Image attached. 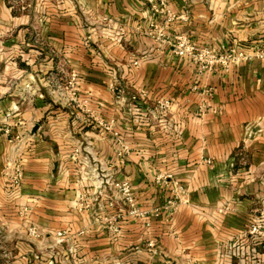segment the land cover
Masks as SVG:
<instances>
[{
  "label": "crops",
  "instance_id": "1",
  "mask_svg": "<svg viewBox=\"0 0 264 264\" xmlns=\"http://www.w3.org/2000/svg\"><path fill=\"white\" fill-rule=\"evenodd\" d=\"M6 1L0 0L6 70L0 116L20 140L0 137V226L65 229L64 243H76L88 260L113 254L131 264H237L229 244L264 211V60L198 74L145 33L150 22L165 20L151 9L155 0H53L46 9L32 0L31 8L14 12ZM164 1L172 14L186 13V20L165 23L167 29L199 46L264 49V0ZM133 57L137 66L130 65ZM194 83L212 87V96L191 91ZM158 99L169 100L165 113ZM138 100L147 108L143 121L132 111ZM116 140L127 146L122 158L115 156ZM78 143L88 148L74 161ZM105 175L127 179L136 205L148 213V228L126 214L110 186L100 187ZM172 198L175 210L167 217L163 206ZM12 209L16 221L5 218ZM117 213L120 234L113 236L107 218ZM39 233L29 234L32 246ZM25 248L14 240L16 264ZM8 258L1 248L0 264Z\"/></svg>",
  "mask_w": 264,
  "mask_h": 264
},
{
  "label": "built area",
  "instance_id": "2",
  "mask_svg": "<svg viewBox=\"0 0 264 264\" xmlns=\"http://www.w3.org/2000/svg\"><path fill=\"white\" fill-rule=\"evenodd\" d=\"M151 9L154 12H164L165 20L163 24L158 22H150L149 27L145 33L152 38L155 42L161 46L166 47L171 54L177 58H182L190 61L196 69L198 74L205 72H228L232 65L237 64L241 61H250L252 58L257 57L264 60V49H256L253 52H247L242 48H238L235 45L227 47L224 51H219L211 47L199 46L196 42L191 40L188 36L182 33H175L167 29L165 23L171 22L175 18L180 20H186V13L182 11L178 16L172 14L164 0H155L151 5ZM139 58L133 57L130 61L131 66H137ZM75 76H72L68 81V85L73 88L75 86ZM109 90L113 93L114 97L119 100L121 99L120 91L116 89V84L114 81H110L108 84ZM190 90L202 94L205 98L212 96L213 88L210 86H200L198 83L191 85ZM144 92H140V99H143ZM144 102L138 100L134 102L132 111L136 117L137 121H143L144 115L146 114L147 108L143 105ZM156 106L161 112H166L170 107L169 100L158 99L156 100ZM200 112H203L206 109V103L203 101L198 106ZM100 125L108 130L111 127V123H100ZM88 147L78 143L72 150L71 158L76 161L83 150H86ZM127 151V146L116 140L115 142V156L117 158H122ZM79 163V162H78ZM80 170L84 169V165L80 164ZM95 170V169H94ZM20 172L18 166L15 168V172L12 175L13 182H17ZM100 187L110 186L112 190L120 198L121 202L126 206V214L131 218L141 219L144 221L146 228L149 226L148 213L141 210L136 205L135 196L131 188L130 183L126 178H114L112 176H101L99 182ZM108 205L112 206L115 202L108 198ZM176 198L167 200L166 204L163 206L167 217L172 216L175 210ZM115 205V204H114ZM82 206V205H81ZM84 207L88 208V204H83ZM82 206V207H83ZM121 211L118 209L117 212ZM159 210L154 209L151 213L152 215H159ZM264 214V211H263ZM263 214L255 216L252 223L249 227L242 229L238 234L232 239V242L229 244L231 249V255L235 258H238L240 264H259L264 263V253L256 251L255 244L264 242V216ZM122 218L119 213L116 215H111L107 218V230L113 235L117 236L120 234V222ZM34 233V229H30ZM55 236H61V232L57 231ZM252 236H255L256 239H252ZM256 242V243H255ZM148 247L154 246V240L149 239L147 241ZM246 246L245 250L243 247ZM237 263V264H239Z\"/></svg>",
  "mask_w": 264,
  "mask_h": 264
},
{
  "label": "rangeland",
  "instance_id": "3",
  "mask_svg": "<svg viewBox=\"0 0 264 264\" xmlns=\"http://www.w3.org/2000/svg\"><path fill=\"white\" fill-rule=\"evenodd\" d=\"M36 1L37 3L35 5L40 6L41 9H46L50 7L51 5L53 6L54 4L53 0H36ZM6 5L8 7L9 6L12 7L10 9L14 12V10L24 11L27 8H31L33 3H32V0H7ZM0 50H1V47H0ZM1 55L2 53L0 51V56ZM5 72L6 70L0 64V77L2 74H5ZM1 85L2 84L0 83V86ZM11 85L12 87H17L20 91L21 90L24 91L22 88V85L20 84L13 83ZM5 117L0 116V137H3L6 140V142L8 139H10L11 142L19 141L20 137L18 136L17 131L11 130V126L13 125H11L10 123H9L10 125H8ZM0 142H3V141L0 140ZM16 166L18 165L17 164L14 165V172H15ZM18 170L20 172L19 166H18ZM12 190L10 189L7 193H13L14 191ZM12 196H14V198L12 197L13 201L14 202L17 201L16 194ZM7 197L8 196H6V199L4 198L5 199L4 201H7L8 203L11 204V201L8 200ZM14 212H15L14 209L10 210L7 216H5V218L6 219L8 218L10 221H14L15 220ZM29 228L34 229L35 232L32 233L31 230H29ZM37 230L38 228H36V226H34L33 224H27V226L25 227L19 226V228H17L16 225H9L8 228L0 226V250L1 248H3L4 251L9 252V258L7 260L8 264H16V262H14L16 260L12 256V254L14 253V240L16 239L23 240V242L26 245V248L24 250V259H22L21 261L22 264H131L130 260H128L127 258L126 259L121 258L120 259L121 261H120L113 254H108V255L104 254L101 257L93 258L91 260L82 259V257L77 253L76 243L72 244L71 247H68L67 244L64 243L65 242L64 235L66 236L67 234V231L65 229L57 228L56 231L47 232V233L45 231H42L39 233V231ZM57 231L61 232V236L54 238V239L47 240L46 242L42 241L44 236L46 237L47 235H55ZM38 233L40 234V237L37 240H39L40 243L32 242L34 245L32 246L30 243L31 241H29L27 238L31 234L37 235ZM3 237L7 239H3L4 241H2ZM252 239H256V237L252 236ZM252 241L254 243V241H257V239L252 240ZM262 246H264V242L255 244L256 251L258 252L260 251L261 253H264V247L262 248ZM245 248L246 246L243 247L244 250ZM30 251L32 252V254L27 256V253ZM39 251H42V254L39 253ZM44 253L46 254L44 255ZM233 258L236 260L237 263H239L238 258H235V257ZM138 264H143V263H138ZM259 264H264V263L260 262Z\"/></svg>",
  "mask_w": 264,
  "mask_h": 264
}]
</instances>
